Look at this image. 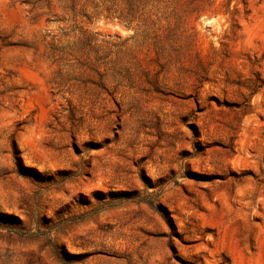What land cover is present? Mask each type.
<instances>
[{
    "label": "rangeland",
    "instance_id": "374dc122",
    "mask_svg": "<svg viewBox=\"0 0 264 264\" xmlns=\"http://www.w3.org/2000/svg\"><path fill=\"white\" fill-rule=\"evenodd\" d=\"M0 264H264V0H0Z\"/></svg>",
    "mask_w": 264,
    "mask_h": 264
}]
</instances>
